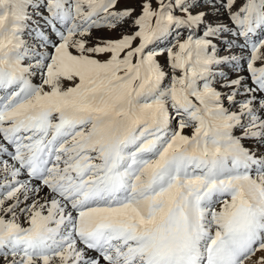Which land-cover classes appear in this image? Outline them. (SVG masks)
<instances>
[{
  "label": "snow or ice",
  "instance_id": "snow-or-ice-1",
  "mask_svg": "<svg viewBox=\"0 0 264 264\" xmlns=\"http://www.w3.org/2000/svg\"><path fill=\"white\" fill-rule=\"evenodd\" d=\"M0 264H264V0H0Z\"/></svg>",
  "mask_w": 264,
  "mask_h": 264
},
{
  "label": "rangeland",
  "instance_id": "rangeland-1",
  "mask_svg": "<svg viewBox=\"0 0 264 264\" xmlns=\"http://www.w3.org/2000/svg\"><path fill=\"white\" fill-rule=\"evenodd\" d=\"M107 34V33H106ZM110 35H115V33H111Z\"/></svg>",
  "mask_w": 264,
  "mask_h": 264
}]
</instances>
